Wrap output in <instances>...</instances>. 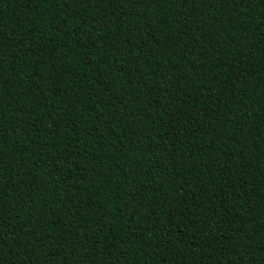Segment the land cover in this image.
<instances>
[{
  "label": "trees",
  "instance_id": "trees-1",
  "mask_svg": "<svg viewBox=\"0 0 264 264\" xmlns=\"http://www.w3.org/2000/svg\"><path fill=\"white\" fill-rule=\"evenodd\" d=\"M0 264H264V0H0Z\"/></svg>",
  "mask_w": 264,
  "mask_h": 264
}]
</instances>
